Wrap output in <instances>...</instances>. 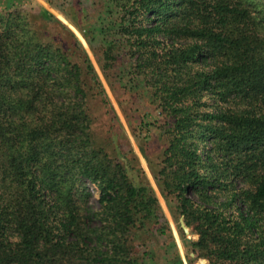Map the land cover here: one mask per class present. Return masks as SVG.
<instances>
[{"label": "trees", "instance_id": "obj_1", "mask_svg": "<svg viewBox=\"0 0 264 264\" xmlns=\"http://www.w3.org/2000/svg\"><path fill=\"white\" fill-rule=\"evenodd\" d=\"M72 8L112 90L114 77L141 90L163 118L159 154L136 136L171 215L198 234L179 229L185 247L208 264H264V2ZM107 108L115 132L102 140L93 123ZM121 129L77 36L53 15L2 8L0 264H164L146 242L173 236Z\"/></svg>", "mask_w": 264, "mask_h": 264}, {"label": "rangeland", "instance_id": "obj_2", "mask_svg": "<svg viewBox=\"0 0 264 264\" xmlns=\"http://www.w3.org/2000/svg\"><path fill=\"white\" fill-rule=\"evenodd\" d=\"M57 5L51 4L48 0H0V10L5 7H10L11 9H19L24 13H28L30 17L35 15H53L56 19L64 23L80 40L86 52L88 53L91 62L104 86L105 92L108 96L109 101L117 115V120L121 126V133L125 137L124 147L131 148L132 151L138 158L140 167L143 169L148 181L150 182L161 206V210L168 222L170 227L173 240L168 239L165 235L158 234V232H151L149 234L150 239L146 242V245L149 246L148 250L153 252L154 257L158 262L169 264L170 258L173 257L174 252L180 256L182 264H189L188 258H192L191 264H208V260L203 257H196L194 252L185 247L183 244V238L189 242L196 241L198 239V234L193 233L191 229L185 224L184 219L180 216L177 220L171 215L167 204L161 194V191L149 169L148 162L144 155V148L140 145L139 140L136 136V132L141 133L143 140H148L149 144L145 148L146 151L155 149L160 151L158 143L162 141L159 140V134L157 132L158 126H161L163 123V118L159 114V110L156 108V105L151 103L148 98L141 93L139 89L130 88V86L124 87L123 84L117 77L115 83L116 91H113L108 81L105 79L102 71L99 67L97 59L90 49L88 43L84 39L83 35L79 29L75 26V12L72 8V4L75 3V0H54ZM259 2H264V0H258ZM62 5V7H59ZM70 8V9H69ZM53 40L59 41L62 40L58 32L55 35H52ZM125 109L128 118L125 117L123 108ZM94 110H100L96 105H94ZM102 110L95 114V122L93 127L97 132V135L103 140L104 134L111 130L115 132L110 127V117L112 116V111L108 108ZM140 136V138H142ZM147 142V141H145ZM159 154V152H158ZM156 162V161H155ZM88 189L95 193L93 186L87 182ZM96 197L91 196L89 205L94 208H97ZM179 229L183 232V238L180 235ZM175 244V245H174ZM141 251L143 250L140 247ZM170 264H172L170 262Z\"/></svg>", "mask_w": 264, "mask_h": 264}]
</instances>
